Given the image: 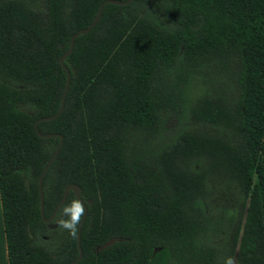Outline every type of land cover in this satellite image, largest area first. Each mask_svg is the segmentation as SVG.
<instances>
[{
	"label": "trees",
	"instance_id": "trees-1",
	"mask_svg": "<svg viewBox=\"0 0 264 264\" xmlns=\"http://www.w3.org/2000/svg\"><path fill=\"white\" fill-rule=\"evenodd\" d=\"M104 0H0V211L7 264H66L39 217L58 139V58ZM125 1V0H117ZM46 218L86 205L76 264H264V0L106 4L63 59ZM217 185L232 201L218 200Z\"/></svg>",
	"mask_w": 264,
	"mask_h": 264
},
{
	"label": "water",
	"instance_id": "water-1",
	"mask_svg": "<svg viewBox=\"0 0 264 264\" xmlns=\"http://www.w3.org/2000/svg\"><path fill=\"white\" fill-rule=\"evenodd\" d=\"M131 2V0H125V1H117V0H104L102 1L99 6L97 7V10L94 14V17L92 18L91 22L88 24V26L86 28L80 29L78 31H76L75 33H73L72 35H70L69 37V41H68V48L59 56L58 58V63L61 67V69L64 71L65 74V83L62 89V93H61V97H60V101H59V105L58 108L56 110V112L53 115L47 116V117H43V118H39L37 120H35L32 124L33 127V131L35 133L36 136L40 137V138H48V139H58V142L53 150V152L51 153L50 157L48 158V160L46 161L45 165L43 166L39 176H38V180H37V191H38V199H39V217L40 220L43 224H49V222L52 220V218L55 216L56 212L58 211V209L60 208V206L63 204L66 195L68 192H71L73 194V196L75 198H80V188L77 185L74 184H68L64 187L62 194L58 200V202L56 203V205L54 206L52 212L50 213V215L48 217H44L43 216V210H42V178L44 176V173L46 172V170L48 169V167L50 166L52 160L54 159V157L56 156L59 148L61 147L62 144V137L59 134H40L37 131V124L40 122H46V121H51L54 120L55 118H57L59 116V114L62 112V108H63V103H64V97H65V93L68 87V83H69V72L67 70V68L63 65V59L69 55V53L72 50L73 47V43H74V39L77 38L78 36L81 35H85L87 34L90 29L95 25V23L97 22L101 9L104 5L106 4H113V5H117V6H124L127 5ZM82 201V200H81ZM82 203H84L82 201ZM85 205V214H86V205H90V201H86L84 203ZM85 214L81 219L80 224L77 226V233L75 236V242H76V247H77V251H78V256L77 258H75L73 261L66 263V264H76L80 257H81V251H80V247H79V230L81 227V224L85 218ZM56 227V224H49L48 228L49 229H54Z\"/></svg>",
	"mask_w": 264,
	"mask_h": 264
},
{
	"label": "clouds",
	"instance_id": "clouds-1",
	"mask_svg": "<svg viewBox=\"0 0 264 264\" xmlns=\"http://www.w3.org/2000/svg\"><path fill=\"white\" fill-rule=\"evenodd\" d=\"M84 214V203H82L81 199L75 198L70 202V204L63 207L62 217H67V219L61 218L57 222L58 227L67 230L71 236L75 237L77 233V226L80 224ZM225 264H237V262L233 257H228Z\"/></svg>",
	"mask_w": 264,
	"mask_h": 264
},
{
	"label": "rangeland",
	"instance_id": "rangeland-1",
	"mask_svg": "<svg viewBox=\"0 0 264 264\" xmlns=\"http://www.w3.org/2000/svg\"><path fill=\"white\" fill-rule=\"evenodd\" d=\"M216 192L218 195V200L223 202H229L233 200V197L230 193L229 187L225 185H217L216 186Z\"/></svg>",
	"mask_w": 264,
	"mask_h": 264
},
{
	"label": "crops",
	"instance_id": "crops-1",
	"mask_svg": "<svg viewBox=\"0 0 264 264\" xmlns=\"http://www.w3.org/2000/svg\"><path fill=\"white\" fill-rule=\"evenodd\" d=\"M0 264H7L6 259V247L5 240L2 228V219H1V211H0Z\"/></svg>",
	"mask_w": 264,
	"mask_h": 264
}]
</instances>
